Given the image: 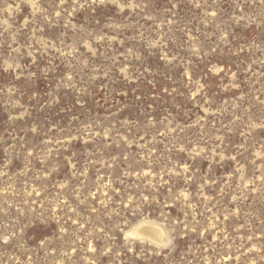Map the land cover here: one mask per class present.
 Returning <instances> with one entry per match:
<instances>
[{
    "label": "rangeland",
    "instance_id": "obj_1",
    "mask_svg": "<svg viewBox=\"0 0 264 264\" xmlns=\"http://www.w3.org/2000/svg\"><path fill=\"white\" fill-rule=\"evenodd\" d=\"M0 264H264V0H0Z\"/></svg>",
    "mask_w": 264,
    "mask_h": 264
},
{
    "label": "bare ground",
    "instance_id": "obj_2",
    "mask_svg": "<svg viewBox=\"0 0 264 264\" xmlns=\"http://www.w3.org/2000/svg\"><path fill=\"white\" fill-rule=\"evenodd\" d=\"M153 229H155V228H153ZM138 230V229H137ZM156 231H158L157 229H156ZM160 232V231H159ZM156 234V233H155ZM158 236V235H157ZM159 237V236H158Z\"/></svg>",
    "mask_w": 264,
    "mask_h": 264
}]
</instances>
